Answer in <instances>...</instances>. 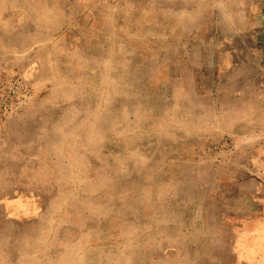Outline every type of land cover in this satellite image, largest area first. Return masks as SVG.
Returning a JSON list of instances; mask_svg holds the SVG:
<instances>
[{
  "label": "rangeland",
  "instance_id": "rangeland-1",
  "mask_svg": "<svg viewBox=\"0 0 264 264\" xmlns=\"http://www.w3.org/2000/svg\"><path fill=\"white\" fill-rule=\"evenodd\" d=\"M257 217L264 0H0V264H232Z\"/></svg>",
  "mask_w": 264,
  "mask_h": 264
},
{
  "label": "crops",
  "instance_id": "crops-1",
  "mask_svg": "<svg viewBox=\"0 0 264 264\" xmlns=\"http://www.w3.org/2000/svg\"><path fill=\"white\" fill-rule=\"evenodd\" d=\"M240 9V8H239ZM237 10V9H236ZM244 18L246 19H243ZM250 13L233 12L230 14L232 25L239 28L240 25L250 22ZM254 230L249 232L244 227L243 234L236 239V247L232 251V264H264V221H254Z\"/></svg>",
  "mask_w": 264,
  "mask_h": 264
},
{
  "label": "flooded vegetation",
  "instance_id": "flooded-vegetation-1",
  "mask_svg": "<svg viewBox=\"0 0 264 264\" xmlns=\"http://www.w3.org/2000/svg\"><path fill=\"white\" fill-rule=\"evenodd\" d=\"M255 219H257L256 221H258V220H261V221H264V217H257V218H255ZM243 234V231H240L237 235L238 236H241ZM238 236H237V238H238ZM236 238V239H237Z\"/></svg>",
  "mask_w": 264,
  "mask_h": 264
}]
</instances>
